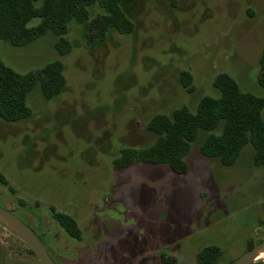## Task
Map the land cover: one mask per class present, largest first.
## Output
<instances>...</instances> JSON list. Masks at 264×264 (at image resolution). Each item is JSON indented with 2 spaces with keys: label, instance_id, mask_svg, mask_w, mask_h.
Listing matches in <instances>:
<instances>
[{
  "label": "rangeland",
  "instance_id": "374dc122",
  "mask_svg": "<svg viewBox=\"0 0 264 264\" xmlns=\"http://www.w3.org/2000/svg\"><path fill=\"white\" fill-rule=\"evenodd\" d=\"M102 6L95 0L84 7L86 20L69 22L64 55L50 32L23 46L0 39V60L16 71L60 60L65 79L51 98L31 89L28 117H0V205L35 231L56 264H159L162 253L197 264L209 245L221 249L217 264H231L250 237L264 234V163H254L251 144L224 165L200 150L218 130L200 129L182 174L148 162L117 169L113 159L153 142V115L183 105L195 112L203 97L217 96L220 72L243 91L264 93V0H122L132 30L111 27L90 44L87 21ZM181 71L192 76L190 91ZM56 213L71 217L80 236ZM0 264L40 263L0 225Z\"/></svg>",
  "mask_w": 264,
  "mask_h": 264
},
{
  "label": "trees",
  "instance_id": "16d2710c",
  "mask_svg": "<svg viewBox=\"0 0 264 264\" xmlns=\"http://www.w3.org/2000/svg\"><path fill=\"white\" fill-rule=\"evenodd\" d=\"M95 0H0V39L14 46H23L38 36L52 33L56 36L54 47L60 55L70 49L65 37L71 20L84 21V7ZM103 12L92 16L87 31L90 44L100 42L107 29L117 27L132 30L133 24L121 8L122 0H101ZM37 18L36 26L28 22ZM60 60L40 70L19 72L0 60V117L8 122L18 121L30 114L26 98L31 89L38 85L45 98H51L62 89L65 79ZM180 80L190 91L192 76L181 71ZM257 81L264 90V44L259 58ZM217 96H205L198 108L192 112L183 105L170 115L155 114L146 124L153 133V142L142 148L123 147L113 159L117 169L134 162L165 164L174 173L187 172L185 155L200 129L209 132L201 143L200 150L207 157L215 158L224 165L232 164L241 148L251 144L254 148V163H264V93L261 95L240 89L236 80L228 73L220 72L213 79ZM57 223L79 237V228L66 214L56 213ZM41 240V238H40ZM42 241V240H41ZM252 246L248 239L246 250ZM28 251H32L28 248ZM221 249L217 245L202 247L197 253V264H217ZM234 261V260H233ZM232 261V262H233ZM231 262V263H232ZM159 264H177L176 257L160 254Z\"/></svg>",
  "mask_w": 264,
  "mask_h": 264
},
{
  "label": "water",
  "instance_id": "95a60500",
  "mask_svg": "<svg viewBox=\"0 0 264 264\" xmlns=\"http://www.w3.org/2000/svg\"><path fill=\"white\" fill-rule=\"evenodd\" d=\"M0 225L16 235L32 251L40 264H56L38 235L16 214L0 205ZM264 255V234L252 237V246L231 264H252Z\"/></svg>",
  "mask_w": 264,
  "mask_h": 264
},
{
  "label": "flooded vegetation",
  "instance_id": "af4514ba",
  "mask_svg": "<svg viewBox=\"0 0 264 264\" xmlns=\"http://www.w3.org/2000/svg\"><path fill=\"white\" fill-rule=\"evenodd\" d=\"M24 222V221H23ZM30 227V226H29ZM31 228V227H30ZM32 229V228H31ZM33 230V229H32ZM34 231V230H33ZM35 232V231H34ZM39 237V236H38ZM40 238V237H39ZM43 243V242H42Z\"/></svg>",
  "mask_w": 264,
  "mask_h": 264
},
{
  "label": "bare ground",
  "instance_id": "6f19581e",
  "mask_svg": "<svg viewBox=\"0 0 264 264\" xmlns=\"http://www.w3.org/2000/svg\"><path fill=\"white\" fill-rule=\"evenodd\" d=\"M264 256V255H263Z\"/></svg>",
  "mask_w": 264,
  "mask_h": 264
}]
</instances>
